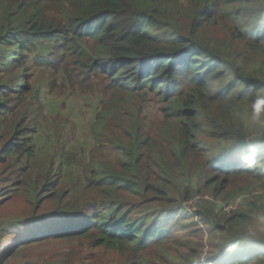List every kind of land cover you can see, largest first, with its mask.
<instances>
[{"label": "rangeland", "instance_id": "rangeland-1", "mask_svg": "<svg viewBox=\"0 0 264 264\" xmlns=\"http://www.w3.org/2000/svg\"><path fill=\"white\" fill-rule=\"evenodd\" d=\"M148 1L161 11L152 33L193 35L204 0H129ZM19 4L0 0V264H264V169L221 172L239 151L264 145V92L253 91L230 121L217 118L222 102L197 100L202 129L182 153L183 84L165 98L110 86L88 69L92 41L15 36L35 12ZM36 8L53 25L70 12L59 1ZM198 35L224 61L222 89L230 79L244 90L242 77L264 78V39L252 49L224 21L203 23ZM114 210L145 225L142 246L123 252L58 234Z\"/></svg>", "mask_w": 264, "mask_h": 264}, {"label": "trees", "instance_id": "trees-1", "mask_svg": "<svg viewBox=\"0 0 264 264\" xmlns=\"http://www.w3.org/2000/svg\"><path fill=\"white\" fill-rule=\"evenodd\" d=\"M42 1L69 4L70 12L65 15L64 26L45 21L42 11L36 8ZM19 3L22 10L34 7L35 12L30 15L28 23L16 25L15 36L44 35L50 40L67 43L73 39L92 41V53L87 57L88 69L107 78L110 86L127 92L148 89L165 98L169 96L168 92H178L180 84H183L187 112H184L185 125L182 128V153L186 143L191 147L197 144L195 142L202 129L198 123L197 100L208 97L213 102H222L223 109L217 108V118L224 116L226 121H230L240 105L254 100L253 91L264 92V78L247 75L242 77L244 90H240L231 79L229 87L222 89L220 79L228 77L224 61L216 49L198 35V28L203 23L224 21L236 40L252 49H259L264 39V0H204L200 8L193 11L190 20L193 35L188 38L177 35L168 38L152 33L161 13L152 1L140 2L139 5H132L129 0H19ZM250 12L259 17L247 20ZM21 37L15 45L18 50L26 43L24 35ZM235 74L241 76L240 71ZM263 155L264 145L254 155L239 151L233 167L220 170L229 175L246 168L262 171L264 164L260 165L259 161ZM248 157L255 161L251 166L247 162ZM109 185L123 187L114 178ZM144 226L114 210L108 214L96 212L68 232L58 234L72 238L92 237L98 245L124 252L142 246L143 239L148 237ZM148 231L150 235L154 232Z\"/></svg>", "mask_w": 264, "mask_h": 264}, {"label": "clouds", "instance_id": "clouds-1", "mask_svg": "<svg viewBox=\"0 0 264 264\" xmlns=\"http://www.w3.org/2000/svg\"><path fill=\"white\" fill-rule=\"evenodd\" d=\"M246 159H247V162H248L249 166H251V165H253L255 163V161L251 157H248ZM259 222L261 224H264V216L259 217Z\"/></svg>", "mask_w": 264, "mask_h": 264}]
</instances>
